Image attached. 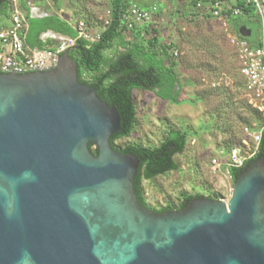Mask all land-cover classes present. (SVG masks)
<instances>
[{
  "label": "water",
  "instance_id": "1",
  "mask_svg": "<svg viewBox=\"0 0 264 264\" xmlns=\"http://www.w3.org/2000/svg\"><path fill=\"white\" fill-rule=\"evenodd\" d=\"M74 47L53 69L0 72V264H264V157L226 201L145 208L139 160L110 145L118 113L78 81Z\"/></svg>",
  "mask_w": 264,
  "mask_h": 264
},
{
  "label": "rangeland",
  "instance_id": "2",
  "mask_svg": "<svg viewBox=\"0 0 264 264\" xmlns=\"http://www.w3.org/2000/svg\"><path fill=\"white\" fill-rule=\"evenodd\" d=\"M138 1L142 4L152 0ZM63 2L64 8L83 18L91 32L100 30L107 19L106 0L85 1L81 10L83 15L79 14L80 5L76 8L70 0ZM155 3L160 13L155 24L160 40L171 39V32H178L179 37L173 42V51L177 53L175 73L181 82V93L193 100L183 103L160 101L150 92L134 89L136 119L133 130L128 137L115 139L113 145L121 149L130 144L153 147L161 142L167 130L184 129L188 132L184 149L173 157L178 169L142 180L145 202L151 209L170 205L176 210L185 195L200 194L226 201L233 180L226 166L212 163L217 150L235 148L241 156H248L255 149L242 131L243 127L255 124L256 119L247 109L234 51L228 45V35L221 21L212 16L193 20L187 11L181 14L184 9L179 8L177 0H155ZM38 5L55 7L52 0H39ZM14 8L23 14L18 3ZM248 25L252 29L250 38H256L259 29L256 19ZM235 28L234 24L230 25V29ZM215 90L231 96L232 112L226 110V101L216 96Z\"/></svg>",
  "mask_w": 264,
  "mask_h": 264
},
{
  "label": "trees",
  "instance_id": "3",
  "mask_svg": "<svg viewBox=\"0 0 264 264\" xmlns=\"http://www.w3.org/2000/svg\"><path fill=\"white\" fill-rule=\"evenodd\" d=\"M52 1L57 10L64 3V0ZM85 1L87 0H70L76 5V8L80 7V13H78L81 15H83L81 13L82 4ZM106 1L108 24L101 25L98 40L86 41L76 38L75 47L69 51L68 56L76 64L78 81L92 86L98 97L113 106L118 113L119 129L110 137V145L120 153L133 154L139 160L137 173L132 182V189L138 203L155 213L170 211L174 209L170 205L160 209H151L147 205L143 197L142 180H149L178 169L173 157L183 151L188 132L180 128L169 129L165 132L161 142L153 147L130 144L122 149H117L113 142L117 138L128 137L133 130L136 119V106L132 96L134 89L150 92L160 101L183 103L191 102L193 99L181 93V82L175 73L177 58L173 55L174 44L171 41L160 40L159 30L154 25L153 16L150 21L127 28L124 16L129 6L136 3V0ZM184 1L192 19L198 20L201 10L204 11L202 14L204 17H210L211 13L207 12L208 9H213L214 3H221L224 0ZM19 5L23 6L21 3ZM12 10V0H0V15H8ZM243 11L242 15H231L229 10L222 8L220 15L227 18V21L234 24L236 28L240 23L249 26L248 24L253 23L254 19L258 23L252 7H245ZM24 17L26 23L24 42L29 48L45 47L46 45L42 43L39 36L47 30L75 38L77 22L82 20L85 23L82 17H77L73 12H70L69 16L62 12L42 17H33L26 12ZM85 26L87 27L86 23ZM87 30L90 31L88 28ZM236 30L238 31V29ZM48 46L50 47V44ZM116 47H120L122 50H117ZM240 84L242 86L241 80ZM222 88L225 87L222 86ZM220 93H222L221 90L214 92L216 96L226 101V110L232 112L231 96ZM248 108L254 113L256 123L249 124L247 127L259 129L260 117L258 113L247 104ZM88 147L92 154H97V149L93 148L91 144ZM230 149L224 150L228 153ZM260 157H264V129L261 131V138L254 155L245 162L244 166L226 167L231 179L234 181L243 167H247L251 161ZM193 197L202 198L204 196L200 194L185 195L175 209H184Z\"/></svg>",
  "mask_w": 264,
  "mask_h": 264
},
{
  "label": "built area",
  "instance_id": "4",
  "mask_svg": "<svg viewBox=\"0 0 264 264\" xmlns=\"http://www.w3.org/2000/svg\"><path fill=\"white\" fill-rule=\"evenodd\" d=\"M245 7L253 8L258 20V35L251 41L248 37L231 34L228 36V42L234 51L245 101L258 113L260 126L259 129L247 126L242 129L246 138L255 145L250 155L241 156L239 149L235 148H231L228 153L223 148H219L216 158L212 159L213 164L237 168L244 166L245 162L254 155L261 138V131L264 129V0L216 2L212 6L213 9H209L213 17H218L222 8L229 10L231 15H242ZM156 11L155 5L142 8L133 3L126 11L124 22L127 28H132L135 24L150 21ZM8 21L7 26H0V72L2 73L24 74L53 69L61 53L73 46L76 38L86 41H96L99 38V31H88L85 23L79 20L75 27L77 32L75 38L61 36L50 47L35 50L26 46L24 42L26 29L24 14L13 8ZM106 24L108 20L104 21V25ZM173 55L177 56L176 51ZM243 142L247 144V140Z\"/></svg>",
  "mask_w": 264,
  "mask_h": 264
},
{
  "label": "crops",
  "instance_id": "5",
  "mask_svg": "<svg viewBox=\"0 0 264 264\" xmlns=\"http://www.w3.org/2000/svg\"><path fill=\"white\" fill-rule=\"evenodd\" d=\"M177 1H179V4H180V9H184V13H181V14H185V11H187V15H188V17L190 16L191 17V15H190V11H189V9L187 8L188 6H186V2L184 1V0H177ZM226 3H228L229 2V0H224ZM12 2H14L13 3V8H14V4H16V3H18V4H20L21 3V6H22V4H23V6L21 7L22 8V10H23V14H25L26 12H28L29 14H30V16H33V17H42V16H46V15H49V14H51V13H62V12H64L67 16H69V14H70V11L67 9V8H64L63 6H61L58 10L56 9V7H52V6H50V8H47L46 6H43V7H41L40 5H38V2H39V0H12ZM47 4H48V1H45ZM136 3H138L141 7H143V8H146V7H150V6H152V5H155L156 6V4L157 3H155V0H152V1H147L146 3H139V1L138 0H136ZM233 3V2H232ZM20 6V5H19ZM175 8V7H174ZM201 9V8H200ZM174 11H176V10H174ZM180 10H178V15H177V17L179 16V14H180V12H179ZM202 12H200V15L198 16V18L199 19H201V20H204V19H206V17H204V15H202L203 13H204V11L203 10H201ZM207 12H209V9H208V11ZM160 13H158V10H157V13H155L154 15H153V18H154V25L155 24H157V22L156 21H158L159 19H160ZM212 16V15H211ZM213 17V16H212ZM214 18H216L217 20H219V21H221V23H222V26H223V28H224V31L226 32V35H231V34H234V35H238L239 34V32L236 30V29H238L239 30V28L241 27V26H244V27H246L248 30H249V34L246 36V37H248L249 39H251L250 38V35H251V33H252V29L251 28H249V26H246V25H242L241 23L240 24H238L237 25V28L236 29H234V30H232V29H230V25H232V23H230V21H227V18H225L224 16H222V15H220V16H218V17H214ZM8 19H9V14L8 15H0V26H7L8 24H9V21H8ZM198 19V20H199ZM97 31V30H96ZM99 31V30H98ZM174 31V30H173ZM237 32H238V34H237ZM171 39H167V41H171V42H175L174 41V38H178L179 37V35H178V32L176 31H174V32H171ZM61 36H65V35H62V34H59V33H56V32H54V31H51V30H47V31H45V32H43V33H41L40 34V36H39V39L42 41V43H44V45H46L45 47H43V48H37V47H33L32 49H35V50H39V49H44V48H47V47H49L48 45L50 44V46L52 45V44H54V42L57 40V38H59V37H61ZM169 38V37H168ZM228 39V38H227ZM251 41H252V39H251ZM229 45V44H228ZM27 46V45H26ZM229 47V46H228ZM116 49L117 50H122L120 47H116Z\"/></svg>",
  "mask_w": 264,
  "mask_h": 264
},
{
  "label": "bare ground",
  "instance_id": "6",
  "mask_svg": "<svg viewBox=\"0 0 264 264\" xmlns=\"http://www.w3.org/2000/svg\"><path fill=\"white\" fill-rule=\"evenodd\" d=\"M48 48V47H47Z\"/></svg>",
  "mask_w": 264,
  "mask_h": 264
}]
</instances>
